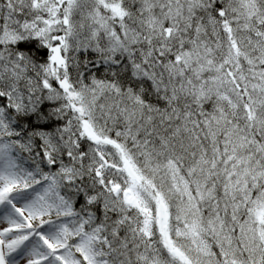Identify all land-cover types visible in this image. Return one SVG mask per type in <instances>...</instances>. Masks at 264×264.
<instances>
[{
  "label": "snow or ice",
  "instance_id": "1",
  "mask_svg": "<svg viewBox=\"0 0 264 264\" xmlns=\"http://www.w3.org/2000/svg\"><path fill=\"white\" fill-rule=\"evenodd\" d=\"M0 264H264V0H0Z\"/></svg>",
  "mask_w": 264,
  "mask_h": 264
}]
</instances>
